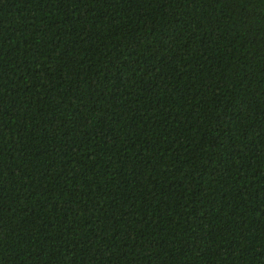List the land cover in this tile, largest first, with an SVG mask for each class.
Segmentation results:
<instances>
[{"label": "trees", "instance_id": "trees-1", "mask_svg": "<svg viewBox=\"0 0 264 264\" xmlns=\"http://www.w3.org/2000/svg\"><path fill=\"white\" fill-rule=\"evenodd\" d=\"M0 264H264V0H0Z\"/></svg>", "mask_w": 264, "mask_h": 264}]
</instances>
